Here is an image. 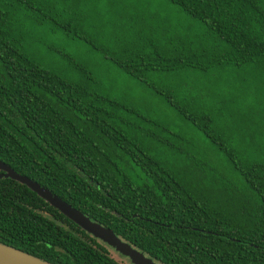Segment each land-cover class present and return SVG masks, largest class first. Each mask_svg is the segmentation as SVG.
Listing matches in <instances>:
<instances>
[{
  "label": "trees",
  "instance_id": "trees-1",
  "mask_svg": "<svg viewBox=\"0 0 264 264\" xmlns=\"http://www.w3.org/2000/svg\"><path fill=\"white\" fill-rule=\"evenodd\" d=\"M123 1L0 0V161L158 264H264V0H167L197 33L134 3L118 39ZM0 172V243L125 264Z\"/></svg>",
  "mask_w": 264,
  "mask_h": 264
},
{
  "label": "water",
  "instance_id": "water-1",
  "mask_svg": "<svg viewBox=\"0 0 264 264\" xmlns=\"http://www.w3.org/2000/svg\"><path fill=\"white\" fill-rule=\"evenodd\" d=\"M0 170L4 172V176L15 179L25 184L29 189L36 192L40 197L46 200L49 204L57 208L70 220L76 223L87 233L101 240L103 243L114 247L121 254L131 257L133 264H158L153 259L147 257L143 252L139 251L129 243L122 242L121 238L117 237L110 229H107L96 222H92L80 211L72 208L57 196L53 195L47 189L41 187L38 183L28 179L25 176L17 174L8 165L0 161ZM0 264H51L41 260L31 254L25 253L19 249L7 246L0 243Z\"/></svg>",
  "mask_w": 264,
  "mask_h": 264
},
{
  "label": "rangeland",
  "instance_id": "rangeland-1",
  "mask_svg": "<svg viewBox=\"0 0 264 264\" xmlns=\"http://www.w3.org/2000/svg\"><path fill=\"white\" fill-rule=\"evenodd\" d=\"M124 3H126V5H127L126 17H123L119 21L113 22L114 25H110V26H112V29H110V26L103 28L102 32L107 33L110 30H112L111 31V33L113 34L112 37H117L118 39H120V38L130 39V36H131L130 31L136 32L141 27V24L138 21H136L135 19L134 20L131 19V17L135 16L136 14L141 15V13H140L141 11L138 10L136 7H134V6H139V5L138 4L134 5V3H140L139 8L144 9V10H148V11H149V9L155 8L158 12L157 15L161 19H164V16L166 15L165 9H168V10L172 9L173 18H172V22L170 23V25H172V24L178 25L179 23H182L184 21L185 27H189V26L194 25V26H192V29H193V32L195 31V33H197V31H198L197 28L200 27V24L197 21H194L193 19L188 17L186 14L181 12L175 5L169 3L167 0H125L121 3L120 6L116 7L117 9L120 10V12L123 9ZM132 5H134V6H132ZM144 6H147V8H144ZM150 11H151V13L155 14L153 10H150ZM111 17H112V15H104L103 20L104 21L110 20ZM164 25L167 26V22H163L162 24L159 22L158 27L161 28V27H164ZM61 43L64 44L65 46H67V41L63 40V41H61ZM74 49H75V51L77 49V53H78L81 60H85V61H87V63L94 64L95 66H97L98 67L97 69L100 73H102L103 78H104V76H109V74H106L104 71L102 72V70L99 69L101 67V65L104 64V63L101 64L99 62V60H98L99 55L92 54L89 51L88 46L85 43H83V44L80 43ZM67 50H69V46H67ZM106 79L117 80L114 78H106ZM154 97L155 96L152 93H150L146 90H142L141 92H138L135 95L136 100H143V99L151 100ZM122 242L124 243L125 241H122ZM104 244L109 247V251H110L111 255L115 256L116 259L124 262L125 264H133V260L131 259V257L124 255V254H121L114 247L108 245L107 243H104ZM131 248L134 249V246H132Z\"/></svg>",
  "mask_w": 264,
  "mask_h": 264
},
{
  "label": "flooded vegetation",
  "instance_id": "flooded-vegetation-1",
  "mask_svg": "<svg viewBox=\"0 0 264 264\" xmlns=\"http://www.w3.org/2000/svg\"><path fill=\"white\" fill-rule=\"evenodd\" d=\"M1 173H2V172H0V176H2V174H3V173H2V174H1ZM43 208H44V207H43ZM44 209H45V208H44Z\"/></svg>",
  "mask_w": 264,
  "mask_h": 264
}]
</instances>
